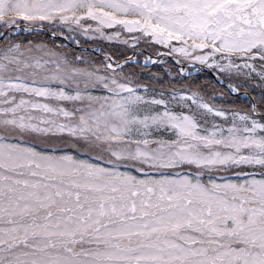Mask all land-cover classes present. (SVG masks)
<instances>
[{
	"label": "snow or ice",
	"instance_id": "6c2138e0",
	"mask_svg": "<svg viewBox=\"0 0 264 264\" xmlns=\"http://www.w3.org/2000/svg\"><path fill=\"white\" fill-rule=\"evenodd\" d=\"M0 264H264V0H0Z\"/></svg>",
	"mask_w": 264,
	"mask_h": 264
},
{
	"label": "trees",
	"instance_id": "16d2710c",
	"mask_svg": "<svg viewBox=\"0 0 264 264\" xmlns=\"http://www.w3.org/2000/svg\"><path fill=\"white\" fill-rule=\"evenodd\" d=\"M27 35V34H25ZM45 39V41H49L51 38L50 37H45L43 38ZM107 41V40H106ZM82 45L83 46H87V47H94V46H99L102 49H104L105 53L109 54V55H114L115 57H120L121 59L125 56V55H132L133 54V49L130 46L118 43V42H112V43H106V42H100V41H96V40H81ZM56 43L57 44H67L64 40L57 38L56 39ZM73 47H75V45H73ZM146 47L145 44L143 42H141L139 48L136 49V51L138 49L144 48ZM77 51H82L81 49H77ZM88 53V52H86ZM153 53L155 54V52L153 51ZM96 56H99V54H95ZM138 57L144 58L143 54H139ZM169 65H171V61H169ZM148 70L145 71L144 70V65L139 63V66L137 68V71L139 72L140 75L148 77L150 76L152 73H157V75L161 78L164 79L165 81H167L168 77L166 75L167 69L165 65H152V66H147Z\"/></svg>",
	"mask_w": 264,
	"mask_h": 264
},
{
	"label": "rangeland",
	"instance_id": "374dc122",
	"mask_svg": "<svg viewBox=\"0 0 264 264\" xmlns=\"http://www.w3.org/2000/svg\"><path fill=\"white\" fill-rule=\"evenodd\" d=\"M82 38H83V37H82ZM99 40H101V39H99ZM105 42L112 43V42H115V41H111V42H110V41H106V40H105ZM148 57H149V56H148ZM143 61H144V60H143ZM143 61H141V62L143 63Z\"/></svg>",
	"mask_w": 264,
	"mask_h": 264
}]
</instances>
